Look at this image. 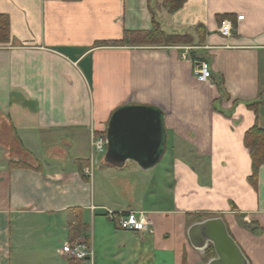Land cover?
<instances>
[{
  "label": "crops",
  "instance_id": "obj_1",
  "mask_svg": "<svg viewBox=\"0 0 264 264\" xmlns=\"http://www.w3.org/2000/svg\"><path fill=\"white\" fill-rule=\"evenodd\" d=\"M149 1L0 0V264H204L186 236L197 215L221 217L248 264H264V163L251 183L244 143L264 129V0L161 6V30L195 44L112 45L152 29ZM223 15L232 37L218 33ZM193 61L207 63L208 83ZM126 104L163 112L166 148L150 170L91 148ZM132 211L145 230L120 227ZM85 235L92 259L61 253Z\"/></svg>",
  "mask_w": 264,
  "mask_h": 264
},
{
  "label": "water",
  "instance_id": "obj_2",
  "mask_svg": "<svg viewBox=\"0 0 264 264\" xmlns=\"http://www.w3.org/2000/svg\"><path fill=\"white\" fill-rule=\"evenodd\" d=\"M105 162L121 168L127 161L142 170L154 168L166 148L164 116L160 108L126 104L116 108L106 129ZM191 247L201 253L212 246L214 257L204 264H248L221 217L192 223L186 231Z\"/></svg>",
  "mask_w": 264,
  "mask_h": 264
},
{
  "label": "trees",
  "instance_id": "obj_3",
  "mask_svg": "<svg viewBox=\"0 0 264 264\" xmlns=\"http://www.w3.org/2000/svg\"><path fill=\"white\" fill-rule=\"evenodd\" d=\"M186 0H150L148 4V9L152 15V29L148 31H134L127 32L124 35L122 41L113 42L112 45H188L191 46L195 44V39L191 34H166L161 30L160 21L157 17V10L154 5L158 2H162V7H164L168 13H173L183 6ZM228 18L223 15L218 17L219 23L223 19ZM196 35L198 37V43H202L206 35V31L202 26L195 28ZM9 38L8 31V21L5 16H0V43L7 42ZM216 86H220L221 83H215ZM220 88V87H219ZM256 104L249 105L254 108ZM244 143L246 147L250 150L251 156V166H252V176L250 177V182L255 183L257 172L259 167L264 163V129H259L257 126L249 129L244 136ZM10 166L28 168L29 165L18 162L10 163ZM204 216L197 215L195 219L201 220ZM84 239L87 241V235L84 236ZM214 251L212 246H209L205 250V260L214 257ZM183 264L185 262L183 261Z\"/></svg>",
  "mask_w": 264,
  "mask_h": 264
},
{
  "label": "built area",
  "instance_id": "obj_4",
  "mask_svg": "<svg viewBox=\"0 0 264 264\" xmlns=\"http://www.w3.org/2000/svg\"><path fill=\"white\" fill-rule=\"evenodd\" d=\"M243 16H237L236 20L240 21ZM218 33L225 37H232L234 34L233 24L230 20L222 21ZM188 50V47L185 48ZM182 59H189L187 53L182 54ZM193 76L196 81L200 83H208L211 80V73L209 67L204 61H193ZM91 148L95 153L104 155L107 148V141L104 135H93L91 138ZM118 224L121 228L128 231H143L146 229L148 223L144 213L142 212H128L125 215H119L117 218ZM61 253L69 259L76 261L92 259V248L88 241L79 238L72 242H65L61 247Z\"/></svg>",
  "mask_w": 264,
  "mask_h": 264
},
{
  "label": "rangeland",
  "instance_id": "obj_5",
  "mask_svg": "<svg viewBox=\"0 0 264 264\" xmlns=\"http://www.w3.org/2000/svg\"><path fill=\"white\" fill-rule=\"evenodd\" d=\"M161 5H162V2H158L154 5L155 9L156 10H161ZM160 167V166H159ZM204 255H205V252H204Z\"/></svg>",
  "mask_w": 264,
  "mask_h": 264
}]
</instances>
